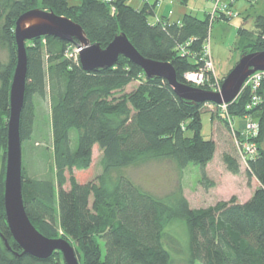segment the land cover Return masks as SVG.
<instances>
[{"label":"trees","instance_id":"1","mask_svg":"<svg viewBox=\"0 0 264 264\" xmlns=\"http://www.w3.org/2000/svg\"><path fill=\"white\" fill-rule=\"evenodd\" d=\"M128 1L0 0V51L7 53L6 61L0 56V264H65L60 252L47 260L23 254L6 221L10 88L17 62L15 27L22 14L39 6L52 10L82 26L91 43L102 48L125 33L145 58L171 63L178 81L184 84V75L202 66L183 57L177 48L193 39L189 51L202 50L210 29L208 14L203 20L188 14L180 23L161 19L153 24L149 21L153 6L146 3L137 10ZM188 2L182 0L183 4ZM255 30L256 42L244 46L243 53L264 51V17L257 18ZM239 33L249 34L241 28ZM78 45L77 40L67 43L54 37L26 43L22 149L34 132L35 98L49 99L56 168L54 178L31 179L22 164L25 210L36 229L48 238L69 241L80 264H171L164 231L180 218L187 221L190 233L189 264H264V87L260 92L263 103L253 110L260 124L256 139L260 152L256 159L248 160L247 166L248 175L261 187L243 204L233 199L192 209L183 195L167 202L142 191L127 176L113 177V172L151 158L169 159L180 169L199 165L204 184L213 187L206 168L215 157L217 145L202 136L205 104L180 99L167 81L148 79L139 66L123 56L111 68L86 72L80 61L67 57ZM134 82L139 86L124 93ZM248 102V93L242 91L228 105L229 114L233 118L246 116ZM96 145L103 152V173L81 184L74 170L91 167ZM224 163L232 174L240 173V164L232 155H225ZM67 183L69 189L65 188ZM101 242L105 243V255Z\"/></svg>","mask_w":264,"mask_h":264},{"label":"rangeland","instance_id":"2","mask_svg":"<svg viewBox=\"0 0 264 264\" xmlns=\"http://www.w3.org/2000/svg\"><path fill=\"white\" fill-rule=\"evenodd\" d=\"M143 2V0H129L127 3L138 9ZM165 2L166 15L169 16L170 11H173L175 19L190 14L188 12H193V16L203 20L208 13L214 10L215 6L213 0H189L187 4H183L182 0H165ZM222 3L230 5L228 10L231 11L233 17L220 15L221 17L219 16L214 22L210 21L207 38L211 47L215 73L221 85L244 54L243 47L249 42H256L258 33L255 30V23L259 16L264 17V0H222ZM39 7L38 9H42ZM149 21L154 22V13L149 17ZM240 28L249 34L243 36L239 33ZM79 46L80 44L75 47ZM0 56L3 61L7 60L6 51H0ZM138 86L139 83L134 82L125 89L124 93H130ZM35 100L37 114L34 132L32 138L23 143V162L29 178H54L56 168L50 102L49 99L35 98ZM204 104V113L201 116L202 136L207 140H214L217 145L215 157L206 168L208 180L213 183V187L207 188L204 184L202 169L199 165L190 164L187 168L180 169L169 159L151 158L123 170L114 171L113 177L120 174L127 176L142 191L156 198L165 199L167 202L183 195L192 209L208 208L230 202L233 199L242 204L250 201L261 185L255 177L248 175L247 166L240 158L234 144L232 129L223 120V111L217 107L219 105L214 104L213 106L210 102ZM251 116H255L254 113ZM234 124L237 127L243 125L241 119H235ZM75 133L72 131V135ZM187 135L191 136L192 133L188 132ZM225 155H232L238 160L239 174L234 175L229 172L224 163ZM102 160L103 152L96 145L91 167L84 171L74 170L73 175L76 180L81 184L96 180L103 173ZM69 177L67 173V178ZM69 187L67 183L65 188L69 189ZM100 244L103 255H105V243ZM164 246L171 255V264L190 263V233L186 220L174 219L167 225L164 231ZM197 264L203 263L197 262Z\"/></svg>","mask_w":264,"mask_h":264},{"label":"water","instance_id":"3","mask_svg":"<svg viewBox=\"0 0 264 264\" xmlns=\"http://www.w3.org/2000/svg\"><path fill=\"white\" fill-rule=\"evenodd\" d=\"M49 37L72 43L79 41L80 64L86 72H96L115 66L121 56L139 66L148 79H163L180 99L194 104L210 102L229 105L241 94L247 79L259 71H264V51L244 53L239 62L224 79L220 92L193 87L178 81L174 66L169 62H159L145 58L121 33L106 47L91 43L82 26L68 17L57 15L52 10L32 9L22 14L16 21L15 40L17 62L10 88V117L8 121V141L6 151V175L4 207L10 232L23 250V254L38 260H47L55 252H60L65 264H80L72 244L63 239H51L40 233L30 221L23 200L22 184V138L20 132L21 114L25 103L28 74L27 42ZM8 249V241L2 237Z\"/></svg>","mask_w":264,"mask_h":264},{"label":"built area","instance_id":"4","mask_svg":"<svg viewBox=\"0 0 264 264\" xmlns=\"http://www.w3.org/2000/svg\"><path fill=\"white\" fill-rule=\"evenodd\" d=\"M156 3L160 4L161 0H155ZM214 10L209 13L210 21L214 22L220 15L233 17L231 11H229L230 5L227 3H222V0H213ZM221 17V16H220ZM158 20L157 22H159ZM208 40V39H207ZM205 41L203 48L200 52H190L188 47L193 43V39L187 42L185 45L178 47L179 53L186 58L201 62L202 66L198 70L189 71L184 75V80L187 82V85L202 88L205 90L220 92L221 83L218 81L217 75L215 73L214 62L212 58L211 47L208 41ZM74 49H78L75 51ZM83 48L75 47L72 48L67 57L71 60L80 61V52ZM76 53H74V52ZM264 87V71H259L250 76V78L245 82L243 91H246L249 96V102L246 106L248 111L246 116L241 118H233L228 112V105H219L217 107L221 108L223 111L222 115L229 123V127L232 129V138L235 143V146L239 152L240 158L244 161L246 166H248V160L256 159L259 155V145L256 139L260 134V124L257 119L252 117L251 114L253 110L259 107L263 103V98L261 91ZM214 106V104H213ZM216 106V105H215ZM235 119H241L243 125L237 127L234 122Z\"/></svg>","mask_w":264,"mask_h":264},{"label":"crops","instance_id":"5","mask_svg":"<svg viewBox=\"0 0 264 264\" xmlns=\"http://www.w3.org/2000/svg\"><path fill=\"white\" fill-rule=\"evenodd\" d=\"M143 1L144 2L139 6L140 8H138L137 10H141L146 3H148L149 6H153V8H154V22H151L153 24H155L158 20H161V19H166L170 23H180L182 21L183 17L185 16L184 15L183 17H178L175 19V13L173 11H170V15L167 16L166 15L167 5H166L165 0H161L160 4L156 3L155 0H143ZM188 13L193 15L192 14L193 12H188Z\"/></svg>","mask_w":264,"mask_h":264}]
</instances>
